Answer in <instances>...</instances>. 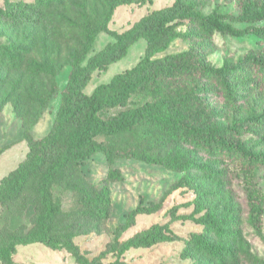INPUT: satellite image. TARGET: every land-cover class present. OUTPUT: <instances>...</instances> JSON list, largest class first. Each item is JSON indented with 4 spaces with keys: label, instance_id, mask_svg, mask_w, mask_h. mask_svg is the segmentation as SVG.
<instances>
[{
    "label": "trees",
    "instance_id": "1",
    "mask_svg": "<svg viewBox=\"0 0 264 264\" xmlns=\"http://www.w3.org/2000/svg\"><path fill=\"white\" fill-rule=\"evenodd\" d=\"M145 1L19 0L0 9V19L7 25H31L48 32L57 29L56 17L65 16L70 36L77 41L52 128L40 138L30 137L24 160L0 180V204L17 200L31 182L39 204L34 223L0 243L2 264H26L13 261L12 256L18 245L30 243L66 249L78 264H124L118 259L102 262L84 257L72 241L74 233L60 225L62 204L54 189L64 180L77 194V209L82 214L96 220L108 216V187L91 190L72 177L78 162L97 152L107 161L129 158L185 173L179 184L194 189L192 213H201L196 220L204 226L203 232L186 240L185 257L204 255L217 264H239L237 242L242 227L236 213L242 206L234 202L233 213L221 216L219 194L210 191L211 184L219 180L229 183L233 168L243 175L249 222L261 231L264 190L259 184L264 182V152L256 148H264V0H234L236 12L227 13L217 9L204 13L196 0H174L114 33L112 42L87 57L97 34L109 32L116 7ZM182 25L186 26L183 30L179 29ZM215 33L251 35L257 44L236 60L226 56L222 65H211L207 54ZM177 37L190 40L192 55L166 52ZM139 39L146 43L144 55L131 68L114 73L89 94L84 91L93 71L123 58ZM14 50L13 45L0 43L1 58L12 60ZM246 99L254 101L250 115L243 111L241 101ZM145 133H159L164 141L173 142L178 147L176 154H151L138 148L136 139ZM197 174L209 182L197 181ZM107 178L121 180L122 176L114 168ZM161 208V202H139L117 230L131 227L138 214ZM168 211L173 217L187 218L176 215L175 206ZM176 236L167 224H154L124 240L117 254Z\"/></svg>",
    "mask_w": 264,
    "mask_h": 264
},
{
    "label": "rangeland",
    "instance_id": "2",
    "mask_svg": "<svg viewBox=\"0 0 264 264\" xmlns=\"http://www.w3.org/2000/svg\"><path fill=\"white\" fill-rule=\"evenodd\" d=\"M10 1L19 0H0V9ZM173 1L146 0L143 4L132 2L116 7L108 23L109 32L97 34L87 57L112 42L114 33L132 27L151 10ZM196 1L204 13L213 9L223 13L236 12L237 9L234 0ZM56 22L57 29L48 32L31 25H7L0 19V43L15 47L12 60L0 57V180L24 160L30 137L40 138L50 131L61 104L62 90L72 68L70 55L77 41L70 36L65 16L56 17ZM185 28V25L179 26V29ZM213 41L207 62L215 66L222 65L226 56L232 60L238 59L257 44V39L251 35L231 37L215 33ZM145 45V40L139 39L128 48L123 58L106 69L93 71L84 91L89 94L99 83L109 81L114 73L131 68L144 55ZM166 52L193 54L190 40L182 37L174 39ZM241 102L243 111L250 115L254 101L246 99ZM136 142L138 148L146 149L151 154L174 155L178 150L173 142L164 141L159 133L152 136L145 133ZM256 149L264 152L261 146ZM199 154L203 155L202 152ZM114 168L119 170L121 180L107 178L108 172ZM231 171L233 176L229 183L219 180L217 184H211L210 191L219 194L216 199L219 200L218 213L221 216L229 217L233 213L234 202L242 206L236 213L242 227L241 238L237 242L239 264L264 262V212L260 221L261 231L258 232L248 219L243 175L237 169ZM184 175L182 171L135 159L116 158L107 161L101 152H97L80 160L72 177L91 190L108 187L111 202L108 216L96 220L82 214L77 209V194L67 188V180H64L54 189L55 196L62 204L60 225L64 231L74 233V245L88 259L97 257L102 262L118 259L124 264H217L204 255L184 256L186 240L204 230V226L196 220L201 213H192L194 189L179 184ZM197 175L200 177L197 181L209 182L200 174ZM33 185V182L29 183L17 200L0 204V243L14 232L26 231L34 223L39 204ZM259 186L264 190V182L261 181ZM139 202H161L162 208L150 214H138L131 227L118 231L117 226L125 221L126 214ZM173 206L176 207V215H185L187 218L171 216L168 210ZM154 224H167L177 236L170 241L117 254L124 240ZM12 258L17 263L26 264H78L68 250L52 249L41 243L18 245Z\"/></svg>",
    "mask_w": 264,
    "mask_h": 264
}]
</instances>
